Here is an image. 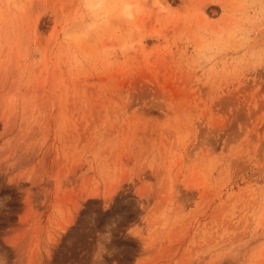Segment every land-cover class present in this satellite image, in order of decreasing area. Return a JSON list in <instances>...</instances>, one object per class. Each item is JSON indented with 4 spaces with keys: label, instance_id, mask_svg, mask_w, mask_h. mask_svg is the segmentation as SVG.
I'll use <instances>...</instances> for the list:
<instances>
[{
    "label": "rangeland",
    "instance_id": "374dc122",
    "mask_svg": "<svg viewBox=\"0 0 264 264\" xmlns=\"http://www.w3.org/2000/svg\"><path fill=\"white\" fill-rule=\"evenodd\" d=\"M164 2L136 54L76 73L61 40L76 0H0L19 6L0 7L8 264H264L260 0ZM234 22L253 42L197 66L200 39Z\"/></svg>",
    "mask_w": 264,
    "mask_h": 264
},
{
    "label": "clouds",
    "instance_id": "9594fccd",
    "mask_svg": "<svg viewBox=\"0 0 264 264\" xmlns=\"http://www.w3.org/2000/svg\"><path fill=\"white\" fill-rule=\"evenodd\" d=\"M260 3V14H264V0ZM0 7L7 11L19 6L4 3ZM75 7L78 12L66 21L61 40L69 69L76 73L88 69L113 70L122 59L138 51L142 42V17L149 12L165 15L168 11L164 0H76ZM116 28L121 30L116 31ZM254 31L255 28H244L234 22L220 29L214 42L201 38L196 49L200 54L197 66L205 63L212 65L225 41L236 39L251 44ZM206 52L211 55H203ZM261 53L264 49L253 51L247 62L253 66L264 64V54ZM0 264H8L6 255L2 253Z\"/></svg>",
    "mask_w": 264,
    "mask_h": 264
}]
</instances>
